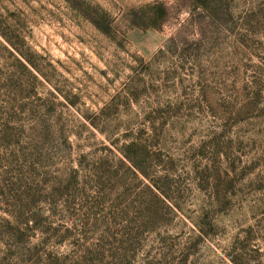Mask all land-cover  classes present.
I'll list each match as a JSON object with an SVG mask.
<instances>
[{
  "label": "rangeland",
  "instance_id": "374dc122",
  "mask_svg": "<svg viewBox=\"0 0 264 264\" xmlns=\"http://www.w3.org/2000/svg\"><path fill=\"white\" fill-rule=\"evenodd\" d=\"M203 4L0 0V264H264V0Z\"/></svg>",
  "mask_w": 264,
  "mask_h": 264
},
{
  "label": "trees",
  "instance_id": "16d2710c",
  "mask_svg": "<svg viewBox=\"0 0 264 264\" xmlns=\"http://www.w3.org/2000/svg\"><path fill=\"white\" fill-rule=\"evenodd\" d=\"M201 4H203L204 2V4L203 5H205V4H207L208 2H212V1H216V0H198ZM154 5H159V7L163 10V9H165V3L164 2H156Z\"/></svg>",
  "mask_w": 264,
  "mask_h": 264
}]
</instances>
